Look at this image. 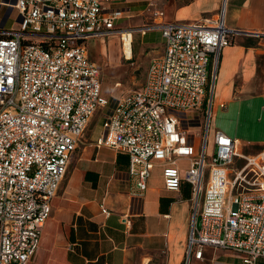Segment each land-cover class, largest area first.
<instances>
[{
    "label": "built area",
    "instance_id": "1",
    "mask_svg": "<svg viewBox=\"0 0 264 264\" xmlns=\"http://www.w3.org/2000/svg\"><path fill=\"white\" fill-rule=\"evenodd\" d=\"M115 1L5 0L15 23L0 28V264H27L33 255L71 155L99 110L96 144L128 156L135 193L155 166L166 189L190 184L184 264L203 260L207 246L230 249L239 264H264V145L244 153L217 129L207 148L217 62L238 31L225 25L224 9L166 21L153 8L144 29H158L162 47L149 55L138 88L107 98L85 41L118 33L131 58L125 45L132 52L133 29L116 26Z\"/></svg>",
    "mask_w": 264,
    "mask_h": 264
},
{
    "label": "crops",
    "instance_id": "2",
    "mask_svg": "<svg viewBox=\"0 0 264 264\" xmlns=\"http://www.w3.org/2000/svg\"><path fill=\"white\" fill-rule=\"evenodd\" d=\"M223 2L225 25L238 32L230 33L231 43L221 50L217 62L208 139L220 129L238 141L241 151L254 153L264 145V0H116L113 6L122 10L117 27L135 26L130 35L137 40L135 55H145L148 63V56L163 45L158 29H144L153 21V8L162 10L166 21H195L217 13ZM8 9L0 0V28L14 26H5ZM114 35L118 33L87 39V50L88 41L104 44ZM101 91L105 96L102 83ZM100 132L101 123L79 139L27 264H184L190 184L166 189L161 167L155 166L146 189L141 195L135 193L128 156L98 146ZM180 163L185 166L187 160ZM203 254V260L192 257L190 264L240 262L224 260L220 248L204 247Z\"/></svg>",
    "mask_w": 264,
    "mask_h": 264
},
{
    "label": "rangeland",
    "instance_id": "3",
    "mask_svg": "<svg viewBox=\"0 0 264 264\" xmlns=\"http://www.w3.org/2000/svg\"><path fill=\"white\" fill-rule=\"evenodd\" d=\"M223 5L224 2L219 11L223 9ZM123 21L124 20H121V22ZM14 23V18L8 17L5 26L9 27ZM150 23H152V19L148 22V24ZM134 27L135 26H131V28L135 29ZM156 40L154 39V41ZM88 43L89 57L97 63L100 69L102 89L107 98L120 97L125 92L136 89L142 83L147 63L145 55L141 57L135 55L134 45H137V40H135V42L132 40L131 42L132 57L130 59H126L122 54V45L119 35L111 36L109 39H106L104 44L99 42L95 43L93 40L88 41ZM102 116L103 111L101 110L94 113L84 130L85 136L92 133L95 128L97 130V127L101 123ZM201 118L203 120L204 116ZM201 129V127H194L190 131H202ZM207 148L211 151V140H208ZM232 253L234 252L230 249L223 248V259L230 263L240 261L239 256L235 253L234 256Z\"/></svg>",
    "mask_w": 264,
    "mask_h": 264
},
{
    "label": "bare ground",
    "instance_id": "4",
    "mask_svg": "<svg viewBox=\"0 0 264 264\" xmlns=\"http://www.w3.org/2000/svg\"><path fill=\"white\" fill-rule=\"evenodd\" d=\"M130 37V35H129ZM125 52H126V55L129 56L131 53H130V50L128 48V45H125Z\"/></svg>",
    "mask_w": 264,
    "mask_h": 264
},
{
    "label": "water",
    "instance_id": "5",
    "mask_svg": "<svg viewBox=\"0 0 264 264\" xmlns=\"http://www.w3.org/2000/svg\"><path fill=\"white\" fill-rule=\"evenodd\" d=\"M9 10H10V9H8V11H9ZM8 11H7V12H8Z\"/></svg>",
    "mask_w": 264,
    "mask_h": 264
}]
</instances>
